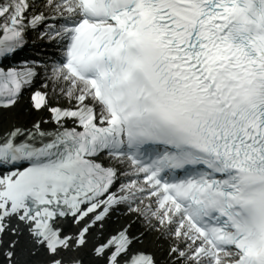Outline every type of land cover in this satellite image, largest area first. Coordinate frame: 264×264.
Here are the masks:
<instances>
[{"label": "snow or ice", "instance_id": "snow-or-ice-1", "mask_svg": "<svg viewBox=\"0 0 264 264\" xmlns=\"http://www.w3.org/2000/svg\"><path fill=\"white\" fill-rule=\"evenodd\" d=\"M0 264H264V0H0Z\"/></svg>", "mask_w": 264, "mask_h": 264}]
</instances>
